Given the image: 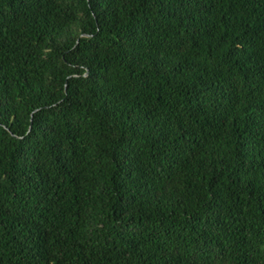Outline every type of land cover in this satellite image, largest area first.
<instances>
[{"label": "trees", "instance_id": "obj_1", "mask_svg": "<svg viewBox=\"0 0 264 264\" xmlns=\"http://www.w3.org/2000/svg\"><path fill=\"white\" fill-rule=\"evenodd\" d=\"M0 264H264V0H0Z\"/></svg>", "mask_w": 264, "mask_h": 264}]
</instances>
